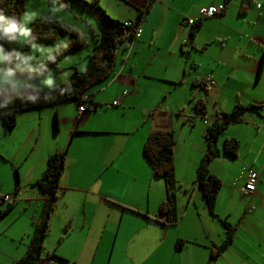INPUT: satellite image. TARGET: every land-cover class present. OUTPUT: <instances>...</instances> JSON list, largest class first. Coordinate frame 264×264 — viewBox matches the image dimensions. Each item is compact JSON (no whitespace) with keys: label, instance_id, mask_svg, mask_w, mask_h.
Masks as SVG:
<instances>
[{"label":"crops","instance_id":"crops-1","mask_svg":"<svg viewBox=\"0 0 264 264\" xmlns=\"http://www.w3.org/2000/svg\"><path fill=\"white\" fill-rule=\"evenodd\" d=\"M245 1L154 0L139 24L141 34L133 41L130 54L126 56L121 45L118 50L123 52V60L115 74L87 91L94 108L91 105L78 113L74 101H64L21 110L9 132L3 130L0 120V197L10 194L14 198L13 207L0 216V248L6 247L0 252V264H12L25 253L43 200L41 191L31 183L44 171L48 156L63 148L64 171L43 241L44 256L60 264H207L210 250L222 241L225 228L210 216L199 188L187 203L184 187L193 181L199 161L209 150L206 141L204 145L180 143L179 123L184 124L190 115L184 111L183 95L185 91L190 97L204 99L206 117L228 113L237 102L264 103V0H250L241 14ZM97 3L124 22L135 18L145 0ZM219 3L224 4L220 15L202 18L190 39L191 27L183 20ZM79 50L71 52L80 55ZM81 56L84 63L87 55ZM261 60L260 77L256 78ZM47 72L60 83L57 74ZM209 74L215 85L201 88L200 79ZM123 91L127 94L121 97ZM150 93L160 101L153 102ZM17 94L29 97L31 91ZM171 97H175L174 107L159 111V105L167 104ZM115 99H120L119 105L111 104ZM194 118L192 126L198 117ZM242 122L226 136L239 141L233 158L243 164L241 183L233 182L226 192L221 186L215 204L216 213L230 224L235 212L242 215L241 227H235L231 244L209 264H264V110L260 115L246 112ZM153 128L172 130L176 140L175 225L160 222L164 220L158 209L164 182L153 175L142 151ZM212 161L210 172L223 180ZM247 169L257 173L252 193L242 190ZM6 204L0 201V210ZM177 239L185 241L180 250L175 249ZM44 262L45 257L37 264Z\"/></svg>","mask_w":264,"mask_h":264},{"label":"trees","instance_id":"trees-1","mask_svg":"<svg viewBox=\"0 0 264 264\" xmlns=\"http://www.w3.org/2000/svg\"><path fill=\"white\" fill-rule=\"evenodd\" d=\"M27 1L28 0H14L12 10L15 11L17 15H22ZM70 2H76L78 5L83 6L84 9H89L96 23V28H94V26L90 27V36L93 42L91 44L90 52L85 57V61L83 63L85 65L82 70L78 69L76 64L69 66L68 68L70 70V74L67 79L54 87L41 91L37 95V99L35 101H32L29 98L33 94L32 90H30L31 95L29 97L24 94H16V98L12 103H10L6 108H0V120L2 121L3 130L5 132H9L15 127L17 113L21 110L52 105L64 101H74V103L77 104L81 101L80 99L83 94L87 96L85 101L87 102V106L92 105L94 108L92 101L89 100L87 91L94 85L107 80L110 76L115 74V70L118 65V55L121 52L116 46L117 43L123 44L122 51H124V54L126 55L127 48L129 46L126 44V41L133 39L137 27L140 26L139 24L142 18L151 9L154 0H145L142 8L137 10L135 18L132 21L124 22L107 15L106 12L98 5L97 0H57V3L65 8L69 6ZM249 2L250 0H246L242 3L239 10L241 14L247 10ZM9 3H11V0H5V4ZM9 14H11V12H9ZM200 21L201 19L190 26V39L194 37ZM127 22L130 23L126 25ZM29 27L31 29V41L24 44V47L21 50L22 53L27 52L29 47L38 41H44L57 46H66L61 49L59 53H54L53 51L52 54H54L55 59H48L47 65L31 73L33 76L40 75L37 78H41V74L47 70L52 69L57 73L60 72L62 68L59 66L58 60L63 55L73 50L82 49L88 45L89 37L86 33L67 25L62 20L51 14H44L32 19ZM63 37L64 40H69L65 44H59V39ZM2 46L5 51L12 50L6 44H2ZM13 62H7L3 65V67L13 68L20 76L27 74L26 71L14 68ZM262 66L263 61L261 60L256 78L260 77ZM126 94L127 92L123 91L121 97ZM115 100L119 101V105L120 99ZM190 102L196 112L200 114L205 113L206 103L204 99L195 98L194 95H192L190 97ZM263 110L264 103L243 104L237 102L233 105L230 112L222 114L225 117V122L216 120L212 122V124L205 127L204 139L207 142L209 151L199 161L193 181L188 186H185L184 190L188 193V203L192 197L193 191L196 188H199L210 216L216 218L225 228V236L218 245H214L211 248L207 264H209L210 261L215 260L216 257H218L231 244L235 231V227L232 226L226 218L220 217L215 211L217 194L222 186V181L217 175L210 172L209 161L212 159L211 157H217L222 153L230 157H235L237 155L239 141L235 137L224 138L222 151H220L217 147L218 138L221 134H223L227 123L238 121L246 112H254L260 115ZM57 124V115L54 113L55 128H57ZM175 142L176 140L172 130L166 128H153L148 133L142 146L144 156L145 146H147V158H145L152 168L153 175L162 178L164 182V198L159 204L158 209L160 215L164 217V220H162V218V221L160 222L165 225H175L178 221L176 209V189L178 187V183L175 177L173 152ZM65 156L66 148L57 149L51 153L46 160L44 171L33 183H31L32 186L37 187L41 191L43 200L40 204L39 212L34 218V228L30 234L25 253L12 264H37L42 259L41 257L44 252L43 241L44 237L49 232V219L52 204L57 198L59 188L58 180L64 171ZM17 190L18 189L15 188V192ZM12 207L13 203H7L5 209L0 210V216ZM184 244V240L177 239L175 249L180 250ZM45 259L49 260V256L46 255ZM58 259L64 260L61 257Z\"/></svg>","mask_w":264,"mask_h":264},{"label":"rangeland","instance_id":"rangeland-1","mask_svg":"<svg viewBox=\"0 0 264 264\" xmlns=\"http://www.w3.org/2000/svg\"><path fill=\"white\" fill-rule=\"evenodd\" d=\"M86 1H90V0H86ZM53 13L54 16H56L57 18H59L60 20H62L64 23H66L67 25L78 29L80 31H84L83 33H86V35L89 37L88 40V45L86 47H83L82 50H79L77 52H81L80 55H76V53H72L69 52L65 55H63L59 60H58V64L59 66L62 68V70L60 72H55L54 70H50L52 72V74H57L58 79L57 81L60 83L62 81H64L65 79H67L65 77L66 74L70 73L69 70V66H71L72 64H76L77 68L82 70L84 65L82 63V56L83 53L85 55H87L90 50H91V44H92V39L90 36L91 30L90 27L94 26V28H96V23H95V19L93 17V15L91 14V11L89 9H84L83 6L78 5L76 2H70L69 6L67 8L60 6L57 3V0H28L26 5H25V9L21 15L22 19H25V22L30 24V21L36 17L42 16L44 14H50ZM107 15H109L108 13H106ZM113 15V14H111ZM110 16V15H109ZM112 17V16H110ZM113 18V17H112ZM67 40H64L63 38H60L58 43L59 44H65ZM2 44H6L8 45L12 50L13 49H17L19 51L22 50V48L24 47L25 43H20L16 40H11L8 39L7 37L4 36H0V45ZM57 45H52L50 43L44 42V41H38L34 44H32L29 47V50L27 52H24V54L28 55L31 54L34 58L32 60H30L28 63L30 65H32L31 68L27 67V66H22L17 68L15 66V62H13V67L17 68L19 70H23L26 71L27 74L24 76H20L13 68L11 67H3V65H0V67L3 68H11L12 72H13V79L18 81L20 83V85H18L17 87H19L21 91H30L32 90V88H35L36 86H43L46 87V89H48L49 87L46 86V84L44 83V77L45 75H48L49 72L45 71L43 72L41 75V78H37L38 76H33L31 75L32 72L36 71L37 69H40L41 67L43 68L45 65H47V60L45 59L46 56H48L51 52L54 51V49L56 48ZM85 51H87V53H85ZM22 52V51H21ZM122 57H123V52H120L118 55V64H122ZM165 58H169L172 60H175V57H172V55L170 54H165L164 55ZM42 60V61H41ZM72 61V62H70ZM42 63L43 66H40ZM191 66H189L190 69ZM30 75V76H28ZM63 77H65L64 79H62ZM58 83V84H60ZM56 84V85H58ZM54 85V86H56ZM53 86V87H54ZM51 88V87H50ZM184 95L183 97L186 99V101L184 102L183 107H184V111H186L187 113H189L190 115H188L189 119L187 118L186 122L184 124L179 123L180 126V132H179V136H180V143L182 145L185 146H190L191 144H200V145H204V141H206L204 139V129H205V124L203 123V119H202V115L197 114L194 112L193 108H192V104L191 102H188V99L190 98V96L188 94H186V92L184 91ZM148 98H152L153 102L158 103L160 101V98L158 96H155L154 93H150L148 95ZM175 97H171L168 101L167 104H165V101H163L160 105H159V111L161 108V111H169L170 107H174L176 101L174 100ZM190 101V100H189ZM156 105V104H155ZM154 108L151 109H147L146 111H150ZM163 109V110H162ZM209 109H211V106H209ZM210 110L208 111V115ZM171 113V112H170ZM187 115V114H186ZM194 117H198L196 118V123L194 126H192V124H190V121H192V118ZM195 119V118H194ZM185 120V118H184ZM244 122H242V117L235 122H229L226 124V129L224 130L223 134H221L218 138V142H217V147L222 151V145H223V140L224 138L227 136V133L230 132L231 130L234 131L235 129H239L240 125L243 124ZM189 149V148H187ZM183 153V152H181ZM212 158V166L215 168V170L219 173V175H223V180H222V188H224V192H226L227 190H229L230 185H233V182L236 184H240L241 180H239V177H241V173L240 171H242V166L243 164L239 161H237V159H234L233 157H229V156H224L222 157V155H219L217 157H211ZM240 173V174H239ZM235 184V186H236ZM238 202L236 204V210L238 207ZM234 216H232V218H230V222L231 225L238 228L241 227V225L239 224L241 221V216H238L235 212V214H233ZM237 215V216H236ZM247 223L245 224V226L243 227L244 229L247 228ZM65 229V224L63 225V230ZM240 234H242V232H239ZM64 234V233H63ZM62 234V235H63ZM62 235H60L58 237V240H61ZM0 240H3V237H0ZM6 249L5 246H2V248H0V252H4V250ZM46 251H44L43 255H42V259L41 261H44V255H45ZM53 260V259H52ZM54 261V260H53ZM56 262L54 264H60V262L58 260H55ZM40 262V261H39ZM72 262V261H70ZM45 264V262H44ZM77 264V263H76Z\"/></svg>","mask_w":264,"mask_h":264},{"label":"clouds","instance_id":"clouds-1","mask_svg":"<svg viewBox=\"0 0 264 264\" xmlns=\"http://www.w3.org/2000/svg\"><path fill=\"white\" fill-rule=\"evenodd\" d=\"M13 3H14V0H11V3H9V4H5V0H0V36L7 37L8 39H11V40H16L20 43L30 42L31 41V29L29 27V23L25 22L26 18L22 19L21 15H17L15 13V11L12 10V4ZM9 12H11V14H9ZM50 14L54 15L53 13H50ZM134 40L135 39L132 40V43ZM126 44L129 45L128 41H126ZM121 45H123V44L117 43L116 46H117V48H119ZM131 46H132V44H131ZM65 47L66 46H64V45L57 46L54 50V53H59V51ZM130 52H131V47L128 46L126 56H128L130 54ZM33 58L34 57L31 54L26 55L17 49H13L11 51H5L3 46L0 45V65H4L7 62H13L14 61L15 66L17 68L22 67V66H27V67L31 68L32 65H30L28 62L30 60H32ZM45 59H55V56H54V54H51V52H50V54L48 56H46ZM40 66H43L42 63ZM202 79L203 78L200 79L199 84H200L201 88H204L201 85ZM44 83L46 84L47 87L50 88L56 84V80L54 77H52L50 74H48V75H45V77H44ZM18 85H20V83L13 79L12 69L0 67V108H6L10 103H12L15 100L16 94L21 90L19 87H17ZM214 85H215V83H214ZM213 86H211V87H213ZM205 89H209V88H205ZM41 91H43V89L40 86H36L35 88H32L33 94L29 98L32 101H35L37 99V95ZM88 107H89V105L87 106V102H86L85 110ZM76 108H77V104H76ZM85 110L83 112H85ZM83 112H78V113H83ZM196 113L200 114L198 112H196ZM200 115H202L203 120L208 119V122L205 123L206 125L212 124V122L216 121V119L218 117H222L223 121H221V122H225V117L222 114H214L210 117H206V116H204V114H200ZM215 117H217V118L213 120V118H215ZM192 122H193V120L190 121V124H192ZM248 170H252V169H247L245 171V181H246V175H247ZM252 171H254V170H252ZM256 175H257V173H256ZM256 181H257V179H256ZM255 187H256V183H255ZM242 190L244 192H246L244 190V184H243ZM252 192H250V193H252ZM4 195H8L10 200L4 201L2 198ZM13 200H14V198L10 194H3L0 197V201L4 202V203H13ZM50 260H52V259L47 260L46 264H48V262ZM52 264H54L53 260H52Z\"/></svg>","mask_w":264,"mask_h":264},{"label":"built area","instance_id":"built-area-1","mask_svg":"<svg viewBox=\"0 0 264 264\" xmlns=\"http://www.w3.org/2000/svg\"><path fill=\"white\" fill-rule=\"evenodd\" d=\"M223 9H224V4L223 3L217 4V5H208V6L202 8L200 10L199 15L194 16V17L185 18L183 20V23L185 25L191 26L193 23L198 22L202 18H205V17H217L223 11ZM129 23L130 22H127L126 25L129 24ZM140 34H141V28L138 26L136 31H135V33H134L133 39L138 38L140 36ZM132 40H128L129 47H131ZM202 78H203V80L201 81V85L204 88H210L211 86L214 85V79H213L212 75H210V74L209 75H204ZM86 99H87V96L85 94H83L81 96V99H80L81 101L77 103V111L78 112H83L85 110V105H86L85 101H86ZM118 103H119L118 100H114L112 102L113 105H116ZM217 117L213 118V120L216 119ZM216 120L223 121V118L222 117H218ZM207 122H208V119H204L203 120L204 124L207 123ZM256 179H257L256 173L254 171H252V170H248L247 175H246V181L244 183V190L246 192L250 193V192H252L255 189ZM2 198H3L4 201H9L10 200L8 195H4ZM48 264H52V260H50L48 262Z\"/></svg>","mask_w":264,"mask_h":264},{"label":"snow or ice","instance_id":"snow-or-ice-1","mask_svg":"<svg viewBox=\"0 0 264 264\" xmlns=\"http://www.w3.org/2000/svg\"><path fill=\"white\" fill-rule=\"evenodd\" d=\"M145 157L147 158V146H145Z\"/></svg>","mask_w":264,"mask_h":264}]
</instances>
